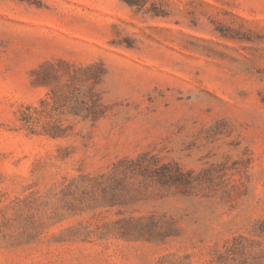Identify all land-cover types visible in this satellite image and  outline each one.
Here are the masks:
<instances>
[{
    "label": "rangeland",
    "instance_id": "374dc122",
    "mask_svg": "<svg viewBox=\"0 0 264 264\" xmlns=\"http://www.w3.org/2000/svg\"><path fill=\"white\" fill-rule=\"evenodd\" d=\"M0 0V264H264V0Z\"/></svg>",
    "mask_w": 264,
    "mask_h": 264
},
{
    "label": "trees",
    "instance_id": "16d2710c",
    "mask_svg": "<svg viewBox=\"0 0 264 264\" xmlns=\"http://www.w3.org/2000/svg\"><path fill=\"white\" fill-rule=\"evenodd\" d=\"M127 2H128V3H132V1H131V0H127Z\"/></svg>",
    "mask_w": 264,
    "mask_h": 264
}]
</instances>
